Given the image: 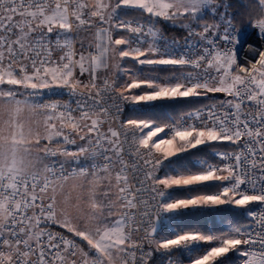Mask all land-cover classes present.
<instances>
[{"label":"snow or ice","instance_id":"1","mask_svg":"<svg viewBox=\"0 0 264 264\" xmlns=\"http://www.w3.org/2000/svg\"><path fill=\"white\" fill-rule=\"evenodd\" d=\"M228 7L0 0V264H264V0L247 32ZM161 20H188L183 41ZM53 89L70 100L36 99ZM191 215L212 224L173 226Z\"/></svg>","mask_w":264,"mask_h":264},{"label":"rangeland","instance_id":"2","mask_svg":"<svg viewBox=\"0 0 264 264\" xmlns=\"http://www.w3.org/2000/svg\"><path fill=\"white\" fill-rule=\"evenodd\" d=\"M220 11H225V9L222 7L220 9ZM227 12L230 14L228 8H227ZM231 15V14H230ZM212 17L208 14V13H205L204 17H203V20L200 21L201 23L203 22H209L211 23L212 22ZM167 25L171 26V27H174L175 29L179 30L180 32H182V34H185L186 33V30L182 29L179 27V25L181 23H189L188 20H183V21H176L175 22V25H173L172 22H166ZM237 29H240V30H244V29H248V25L247 27H244V28H238L236 27ZM94 33H95V28H92V29H89L87 31H82L78 34V40H77V47L79 46V42L80 40L82 39L83 42L85 43V45H88V44H92L94 46V43H95V38H94ZM112 71V68L109 67V72ZM9 119L8 115L6 113H0V126H3V122L5 120ZM20 119H22L25 123L26 126L28 125H31L33 127H36L35 124H33V121H36L38 119H40L39 117H36L33 113L31 112H28V111H25L22 116L20 117ZM41 132H43V128L40 127L39 129ZM46 142V141H45ZM35 154V153H33ZM85 181L83 178H80V177H76V178H73V179H70L68 180L64 186H63V189L62 191L60 189H58V200L62 203L63 202V199H64V196L67 195L71 198L72 202L75 203L76 202V198L78 195H80L79 193V188L76 187V186H79L81 184H84ZM82 207L86 210L87 208V205L86 204H83ZM69 212L71 213V215L73 216V218H78L80 213L74 209V208H70L69 209ZM65 231V229H63ZM83 244V242H81ZM85 247L86 244L84 245ZM203 246V245H202ZM231 256L235 259H240V260H243L242 257H239L238 255L236 254H231Z\"/></svg>","mask_w":264,"mask_h":264},{"label":"trees","instance_id":"3","mask_svg":"<svg viewBox=\"0 0 264 264\" xmlns=\"http://www.w3.org/2000/svg\"><path fill=\"white\" fill-rule=\"evenodd\" d=\"M222 3H227L228 10L231 14V16L234 19L235 26L238 28H244L247 27V17L248 13L251 11V5L253 3V0H221ZM160 32L168 37L173 38H180L183 36L182 32L175 29L174 27H171L167 25V23L163 20L159 22L157 25ZM237 219L244 220L246 219L243 217V215H240L237 217ZM212 217L208 216H200V215H191V216H185L182 217L179 221H174L173 226L175 227L176 224L181 225H209L212 224ZM216 220H219V217H216ZM168 226L163 229L161 232L167 234L168 232ZM240 259H235L232 256H230V260L228 261V264H237V261Z\"/></svg>","mask_w":264,"mask_h":264},{"label":"built area","instance_id":"4","mask_svg":"<svg viewBox=\"0 0 264 264\" xmlns=\"http://www.w3.org/2000/svg\"><path fill=\"white\" fill-rule=\"evenodd\" d=\"M239 32H247L248 29H244V30H240V29H237ZM187 35V32L185 34H183L182 37L180 38H173V37H168V36H165L163 35L167 40L171 41V40H177V41H180L182 42L184 37ZM248 43H252V44H256L258 43V41L255 39V37H252ZM246 47L247 45H244V47H241L240 48V51H239V59H240V63H246L244 57L247 55V52H246ZM251 59V57H249ZM217 96H219L220 94H216ZM36 99L42 101V102H49V101H56V100H59V101H62V102H66V101H69L70 98L69 96L63 91V90H58V89H53L51 91H48V90H45L39 97H37ZM84 142L83 141H79V139L77 138V145H67L66 147H68L70 150H75L76 147L79 145V144H83ZM51 160L55 161V160H58V159H61L60 157H55V158H50ZM88 162L87 161H84L83 159L79 162V164H72L70 163L68 166L69 167H84ZM52 229L54 231H59V232H65L63 229L61 228H58L56 225H52L51 226ZM167 227V225H161L160 227V230L162 231L163 229H165ZM70 235V234H68ZM202 248V246H201ZM244 259V258H243Z\"/></svg>","mask_w":264,"mask_h":264},{"label":"crops","instance_id":"5","mask_svg":"<svg viewBox=\"0 0 264 264\" xmlns=\"http://www.w3.org/2000/svg\"><path fill=\"white\" fill-rule=\"evenodd\" d=\"M84 79H86V77H84ZM3 87H8V86H3ZM21 91H24V90H21ZM44 143H47V142H44ZM204 247H206V245H203L201 249H203Z\"/></svg>","mask_w":264,"mask_h":264},{"label":"water","instance_id":"6","mask_svg":"<svg viewBox=\"0 0 264 264\" xmlns=\"http://www.w3.org/2000/svg\"><path fill=\"white\" fill-rule=\"evenodd\" d=\"M161 231V230H160Z\"/></svg>","mask_w":264,"mask_h":264}]
</instances>
